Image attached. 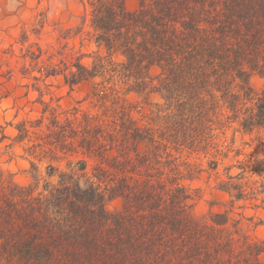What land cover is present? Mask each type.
<instances>
[{"label": "trees", "instance_id": "16d2710c", "mask_svg": "<svg viewBox=\"0 0 264 264\" xmlns=\"http://www.w3.org/2000/svg\"><path fill=\"white\" fill-rule=\"evenodd\" d=\"M85 4L96 49L90 62L72 55L57 71L70 88L90 80L101 109L78 127L70 122L69 137L55 143L65 152L74 140L96 149L100 176L59 170L35 196L19 187L21 206L2 199L0 220L11 224L0 230V254L23 264H264V239L241 226H264V215L252 223L234 212L240 201L264 212V178L227 173L219 183L226 208L198 218L181 182L198 170L178 153L209 150L215 128L232 124L264 137V0H138L132 11L125 0ZM253 75L263 79L258 90ZM131 93L161 101L135 118ZM161 147L167 170L151 174V148ZM116 199L121 206L107 210Z\"/></svg>", "mask_w": 264, "mask_h": 264}, {"label": "rangeland", "instance_id": "374dc122", "mask_svg": "<svg viewBox=\"0 0 264 264\" xmlns=\"http://www.w3.org/2000/svg\"><path fill=\"white\" fill-rule=\"evenodd\" d=\"M85 2L0 0V202L13 198L14 209L23 204L20 197L24 193L19 187H28V193L35 196L43 190L44 184L57 182L59 170L74 168L93 181H96L93 174L100 176V156L96 149L81 147L74 140L71 141L72 152H65L60 149L61 144L55 143L59 142L56 139L69 137L70 122L78 127L85 113L99 114L101 109L98 100L89 94L90 80L70 88L57 71L72 55L90 62L91 57L86 54L96 49L88 34ZM125 7L135 10L138 0H125ZM249 81L256 90L263 83L257 75L251 76ZM127 100L139 101L138 109L132 111L139 119L155 111L154 103L161 101L157 94H151L145 101L135 93L128 94ZM236 127L237 124H232L224 130L215 128L218 136L209 150L181 148L178 151L181 158L189 161L188 168L198 170L181 181L192 196L191 212L195 217L206 215L210 209L226 208L228 194L220 189L219 183L227 179V173L236 175L244 168L243 180L264 178V137L234 131ZM162 147L159 150L151 148L154 160L153 167L148 168L151 174L167 170L163 165ZM81 163L85 166L83 171L78 169ZM159 165L162 168H157ZM260 197L261 194L256 196L255 204ZM121 203L116 199L107 202L105 207L113 211ZM236 204H245V207L235 208V215L241 212L253 216L252 223L264 215L261 208L251 207L248 201ZM6 218L10 215L6 214ZM15 219L17 216L13 214V224ZM10 224V221L4 224L0 220V230L9 231ZM241 226L251 236L264 239L263 225L253 227L250 221L243 220ZM1 252L0 264H23L19 257L6 255L5 250Z\"/></svg>", "mask_w": 264, "mask_h": 264}]
</instances>
